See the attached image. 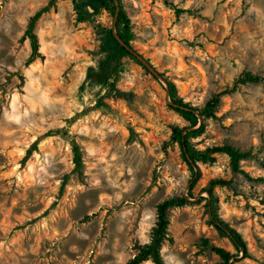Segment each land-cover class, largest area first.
<instances>
[{"label":"rangeland","instance_id":"1","mask_svg":"<svg viewBox=\"0 0 264 264\" xmlns=\"http://www.w3.org/2000/svg\"><path fill=\"white\" fill-rule=\"evenodd\" d=\"M48 1L0 0V264H125L149 242L156 206L174 197L187 202L169 210L164 264H216L210 245L234 255L233 264H264V84L223 95L215 118L190 137L197 149L249 152L243 173H233L223 154L192 171L184 163L169 126L194 131L202 117L195 113L190 128L170 108L167 83L201 108L243 73L264 80V0H170L178 16L162 0H117L132 49L158 76L125 57L113 91L86 75L104 58L101 30L115 31L114 16H89L73 0H57L37 21L44 58L25 64L30 47L21 36ZM213 179L230 182L214 189L215 214L242 237L246 256L209 223Z\"/></svg>","mask_w":264,"mask_h":264},{"label":"trees","instance_id":"2","mask_svg":"<svg viewBox=\"0 0 264 264\" xmlns=\"http://www.w3.org/2000/svg\"><path fill=\"white\" fill-rule=\"evenodd\" d=\"M56 1L57 0H49L45 6L34 12L27 21L26 28L20 39L21 41H24L25 39L29 41L30 53L25 62V64L27 65L31 64L37 59L42 60L44 58V56L39 51L40 45L34 29L37 21L41 18V16L45 13H48L51 8L55 7ZM83 1H87L90 3L92 12L82 6V4L84 3ZM162 1L171 11H173L175 16H178L180 13H182V10L178 9L170 0ZM73 3L75 4V8L79 12L84 11L89 16L99 13L100 10L107 11L111 17L114 16L115 5L112 0H73ZM115 31L120 39L124 42V44L132 49L130 43L133 40V33L130 28V21L125 12L121 9L116 20ZM101 32L102 36L104 37V58L100 61L97 68H90L88 70L86 79L92 82L94 81L96 84L113 91L115 89V83L120 73L123 58L130 57L143 68L145 67L140 64L125 47L121 46L116 41L112 34V28L102 29ZM167 83L169 97L172 104L170 108L178 112L186 121H188L190 123V128L195 127L198 123L195 113H197L198 116L202 117V122L199 128L194 131H186L187 127H179L175 124H171L169 126L170 142L178 145L182 159L184 163L189 167V169H191L192 171L194 169L195 162L199 161L203 163L213 164L216 161V156L223 154L228 157L231 171L233 173H243L240 169V161L250 157L249 152L240 151L237 148L226 144L215 145L212 147H207L205 149H197L191 144L190 137L202 131L204 127V120L215 118L214 113L218 108L221 97L223 95L232 93L237 85L256 83L264 84V80L258 76L252 75L249 72L243 73L238 79L235 80L232 88H226L225 90L215 94L201 108H196L191 106L189 103L183 102L175 95V88L173 84L170 82ZM48 136H51V134L43 135V137ZM37 142L38 141L33 142L30 148L27 149L26 154L22 159V163H24L30 157L32 151L36 149ZM71 151L74 171L79 172L82 167V158L80 146L75 140H71ZM199 177L200 173L198 171L193 172V183H195L199 179ZM228 185H230L229 181H225L222 179H213L209 181L208 186L205 188V191H207L209 198V223L214 226L219 235L226 237L231 241L237 253H243V255L246 256L247 248L242 237L236 230L231 228L228 224L224 223L215 214L216 199L214 197V189L216 187ZM186 202L187 199L185 197H174L165 200L156 206V221L151 230L149 242L143 245L135 246V254L125 264H143L148 260H150L153 264H164L160 250L164 241L168 240L167 228L169 225V210H171L172 208L182 207L186 204ZM89 219L90 216H84L83 221ZM209 248L221 260L216 264H233L234 260L231 261V259L235 257L234 255H231L228 251L213 245H210Z\"/></svg>","mask_w":264,"mask_h":264},{"label":"water","instance_id":"3","mask_svg":"<svg viewBox=\"0 0 264 264\" xmlns=\"http://www.w3.org/2000/svg\"><path fill=\"white\" fill-rule=\"evenodd\" d=\"M115 4V13H114V22H113V29L115 28V23L119 14V5L117 0H112ZM113 37L116 39V41L123 47H125L152 75L158 76L155 70L135 51L127 47L124 42L120 39V37L116 34V32L113 30ZM166 93L168 95V91L166 90Z\"/></svg>","mask_w":264,"mask_h":264}]
</instances>
